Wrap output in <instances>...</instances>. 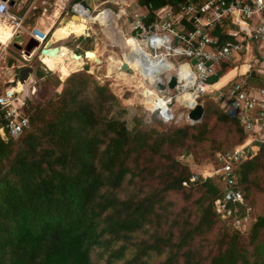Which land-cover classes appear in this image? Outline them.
<instances>
[{
  "label": "trees",
  "instance_id": "16d2710c",
  "mask_svg": "<svg viewBox=\"0 0 264 264\" xmlns=\"http://www.w3.org/2000/svg\"><path fill=\"white\" fill-rule=\"evenodd\" d=\"M186 1L139 0L152 5L151 17ZM85 54L93 60V52ZM35 59L37 80L45 72ZM88 69L69 71L62 91L43 104L29 98L30 124L19 139L0 134V264H99L103 257L106 264H264L263 148L236 168L250 228L241 232L213 207L223 192L212 177L216 153L245 139L221 101L211 96L202 122L165 123L154 113L160 128L130 129L110 114L127 110ZM231 69L224 64L209 83ZM216 117L226 139L213 137ZM189 154L211 166L177 158Z\"/></svg>",
  "mask_w": 264,
  "mask_h": 264
},
{
  "label": "built area",
  "instance_id": "2783aa9c",
  "mask_svg": "<svg viewBox=\"0 0 264 264\" xmlns=\"http://www.w3.org/2000/svg\"><path fill=\"white\" fill-rule=\"evenodd\" d=\"M10 9L9 1L0 0V19H9L13 26V40L27 31L24 21L29 9L17 14H12ZM73 9L81 16L80 9L91 12L79 3L74 4ZM153 13V30L146 31L138 19L136 24L128 25L133 41L129 57L138 72L135 73L126 61L124 52L122 63L128 64L131 72L123 71L121 66L119 71L135 74L141 85L140 94L145 107L157 113L165 123H182L183 120L190 124L198 123L191 120L188 113L197 104L204 105L200 100L203 95L218 88L216 85L220 80L211 84L209 79L216 76L224 64L232 66L228 73L236 71V75L230 77V87L227 91H219L217 99L225 112L243 129L245 139L231 149L216 153L217 167L212 177L219 179L223 192L214 199L213 207L221 219L245 232L252 218L249 207L242 216L244 198L236 184V168L256 156L260 148L264 149V0H187L177 12L165 6ZM138 27L142 28V32L133 36L132 30ZM27 33L38 46L29 51L21 44L20 62L32 67L36 56L42 62L40 51L47 46L48 33L37 28H31ZM12 40L7 46L12 45ZM248 51L253 52L250 59L245 58ZM81 57L82 69L89 65L87 72L95 75V68L92 62L88 64L86 54L81 53ZM173 76L176 86L170 89L168 84ZM96 77L102 83L110 81V86L115 82L116 87H121V97L125 91H135L127 83L124 84V76ZM13 82V79L5 82L7 86L0 91V115L6 121L5 126L0 127V134L5 139H19L30 124V89L24 82L23 90H16L20 81L15 86ZM158 83L165 84L166 90H159ZM143 90H149V94L146 95ZM185 94L191 95L195 102L183 101ZM145 98H149L150 103ZM183 108L186 110L184 114L180 113ZM195 180L196 176H192L191 181ZM184 185L188 183L184 182Z\"/></svg>",
  "mask_w": 264,
  "mask_h": 264
},
{
  "label": "rangeland",
  "instance_id": "374dc122",
  "mask_svg": "<svg viewBox=\"0 0 264 264\" xmlns=\"http://www.w3.org/2000/svg\"><path fill=\"white\" fill-rule=\"evenodd\" d=\"M138 2H139V0H136L134 2V4H133L134 8L130 7L129 9H127L128 14H130V17L134 18V15H133L132 11L134 12L135 9L139 8V6H138L139 3ZM116 9H119V7L117 6ZM122 21H123V19H122ZM93 28H94V30L85 31L86 34H88V33L91 34V37H89V39H88V37L87 38L81 37L82 38L81 39L82 42H80V43H82L84 45V48L86 49L85 52L88 51L87 49L89 47H91V46L92 47L95 46V47H99V48L103 47V48H107L108 50L115 49V51H117V49H119V46L116 47V48H111L110 44H111V42H113V40H111L108 37V35L103 31V29H102L103 27H101V25L98 22L94 23ZM84 30L85 29H83L82 31H84ZM73 34L75 36H78V35H76V33H73ZM12 35L10 34V36H6L5 39H8ZM0 38H1V36H0ZM5 39H2L1 41L4 42ZM2 42H0V43H2ZM8 42L4 43V44L6 45V44H8ZM120 49H121V46H120ZM89 51L93 52L95 57L96 56L98 57L96 59V61L100 60L98 63L95 61L94 57H93V60H91L92 61L91 64L95 68V70L93 69L95 75H90V79H94V81L97 82L98 84H103L102 81L97 79L96 76L97 75L102 76L101 73H104L106 67L102 66L101 68H99V66L101 65L100 64L101 63V58L99 57V55L97 54L96 51H94V50H89ZM245 58H248V59L252 58L251 52L248 51V54H246ZM47 59H48V56H47ZM126 61H127V59H126ZM13 62L16 63V64H20V53H19V50L17 48H15L11 44L9 46L6 45V47H4V46H2L0 44V71H1L2 76L4 77V79H3V77L0 79V91H2L5 86H7V84L4 85V80H9V79H12V77H13V78H15V80L17 78L18 81L23 82V81H26V80L29 79L27 81V83H26V86L30 89V91H32V93H33L32 94V100L34 99L35 103H42L43 104V103L47 102L55 94V92H61L63 87L65 86L68 78H70V76H71V75L70 76H68V75L72 73V72L67 71L63 66L54 65L51 62L50 63L53 64L55 67H53L50 70L45 65V63L43 61H42L43 63L40 62L38 60V57H37V59H35V68H36V66L39 63L38 66H39L40 70H43L45 72V76L43 78H41V79H37L38 80V82H37V80L35 79L36 77H35L34 74L32 75V79L29 78L30 75H27L26 78L24 77L26 75V73L24 72L25 68H23L22 70H17L18 76H14V74L13 75L9 74V70L10 71H13V70H11V69L8 70L7 67L8 66H9V68L12 67L11 64ZM118 62H119V60L116 59V60H114L113 63L116 65ZM87 66L89 67V65H87ZM131 67L134 68V66H131ZM110 70H112L111 67H110ZM134 71L136 73L137 70L134 68ZM81 72H85V71H81ZM15 73H16V70H15ZM122 73L127 75V78L124 77L125 79H128L129 81L130 80L133 81V79L135 77L134 73H129V74H127L126 72H122ZM85 74L89 75L88 73H85ZM235 75H236V71H232L230 76H235ZM56 79L59 80V84H60L57 87L54 86V83L56 82ZM16 82H13L12 85L15 86ZM125 83L128 84V87H130V88L133 87L131 89H135V91H125V95L123 97H121V95H119V93L121 91V90H119V88H121V87H116L115 86V82H114V84L112 86H110V84H111L110 81H106L105 80V85L109 86V88L112 91V93L120 100L121 108H124V109L127 110V112H125V113H123V112L122 113H118L119 112L118 109L115 108L110 113L111 116H115V117H118L120 119L125 120L126 123H127V126L130 129L135 128V126H138L139 128H142V129H150V128H153V127L160 128L159 124L152 119L153 118L152 115L155 112L150 111L149 108L147 109L145 107L144 103H143V97L140 94L142 92V89L139 87L141 85L139 83L138 78H135L132 83H129L127 80H124V84ZM132 84L136 85V87L133 86ZM231 84H232V79L229 78L224 83H222L215 91H213V93H210V94L208 93V94H205V95H203L201 97L200 100L205 103V107H204L205 108V113H206V104H208L209 102H213L212 99H211V96H213V95H214V97L215 96L216 97L220 96L219 91H221V92L227 91V89L230 87ZM33 87H35V88H33ZM22 88L23 87H20V86L17 85V87L15 89L21 91ZM30 97H31V95H30ZM180 113L184 114V113H186V110L183 108V109H181ZM203 119H204V117H203ZM203 119H202V121H203ZM216 119H217V117L212 119L209 122V128L211 130H214L213 137L216 140L226 139L228 137V135H229L228 134L229 131L227 130L226 125L225 126H221V125L218 124V127L216 129V126H217V120ZM183 123H187L186 120H183L181 124H183ZM239 144L240 143H237L235 141L232 142V143H228L226 145L225 149H231V148H233V147H235V146H237ZM210 150L213 151L214 149L210 148ZM213 152L215 153L216 149ZM183 156H185V157L182 158V155H180L177 158L179 160H181V162L189 164L190 166H193V167L194 166H198L200 168H204V167H207V165H209V162L206 163V162L201 161L200 163H197L196 159L191 154L183 155ZM209 166H211V165H209ZM251 224L252 223H251V220H250L248 222V224H247L246 230H248L250 228ZM99 264H106V257L101 258V260L99 261Z\"/></svg>",
  "mask_w": 264,
  "mask_h": 264
},
{
  "label": "crops",
  "instance_id": "0c3cea01",
  "mask_svg": "<svg viewBox=\"0 0 264 264\" xmlns=\"http://www.w3.org/2000/svg\"><path fill=\"white\" fill-rule=\"evenodd\" d=\"M13 1H14V4H13L14 6H11V9H10L12 14L22 13L25 10L29 9L28 15L26 16L25 21H24V26H25V29H27V31L25 30V32H22L21 34L18 35V40L20 41L19 42L20 44H21V40H23L22 46L23 45L29 46V44H34L33 39L31 40V37L29 36V34L27 32L31 28H37V29H40V30L48 33V43H47L46 47H48V46H50L51 48L58 47L59 51H60L63 46H66L69 49V51L72 53V56H73V52L85 53L86 49L84 48V45L82 43H80V42H82L81 37H85V38L88 37V39H89V37H91L90 33H88V34L84 33L85 30L82 31V33H81L82 35L77 34V32L74 30L69 31V32L66 31L65 27L69 25L71 20L75 19L73 17V15L76 13L73 9L74 4H77V3H79L81 5L83 4L85 7H88L92 13L93 12L94 13L98 12L97 14L103 13V12L111 13L112 16H110L108 18V21H110V24H114V25L116 24L115 25L116 29L119 31L121 36L124 37V39L127 38L126 35L130 36V33H129L130 26H128V25L130 23L133 24L134 22H138V21H136L138 19V16H147V17L151 18L152 20L155 19V15H153V17L148 15L150 8H152V5L148 4V3L141 4L140 2H138L139 8L135 9L134 12L132 11L134 18L130 17V14H128L127 9H129L130 7L134 8L133 4L136 0H52V1L51 0H13ZM116 5L119 7V9H116V7H117ZM163 7H165V6H163ZM180 7H181V4L179 6V9H180ZM160 8H162V7H160ZM179 9L177 11H179ZM177 11H175V12H177ZM82 16H84V15H82ZM52 18H53V20H52ZM81 18L82 19H75V20H78V21L79 20H81V21L86 20L84 17H81ZM122 19H123V21H122ZM129 20H132V22H130ZM6 21L9 22V19L8 20L6 19ZM86 21L88 22V20H86ZM88 25L91 27V29L88 28L87 31L94 30V28H93L94 23L88 22ZM100 25H101V27L106 28L105 24H100ZM72 32L76 33V35H78V36H75ZM71 33H72V35H71ZM12 34H13V31L11 32V35ZM66 34H68V36H62V35H66ZM12 36L9 37L8 39H5L6 36H2L0 39L1 40L5 39L4 43H7L8 41L12 40ZM51 40H53V41L51 42ZM110 46H111V48H116L119 46V49H117V51H115V49L108 50L107 48H103V47L99 48V47H95V46L94 47L88 46L89 47L88 49L96 51L97 54L99 55V57L101 58V63H100L101 65L99 66V68H101L102 66L106 67L104 73H101L102 78H103V75H105L107 77L111 76L112 78H115V76L117 78H121L123 75L119 71V67L122 66V64H123L122 63V61H123V55H122L123 48L121 46V49H120V45L115 43L114 41L111 42ZM15 48H17V47H15ZM17 49L19 50V48H17ZM250 52H251V56H252L253 52L252 51H250ZM93 55H94V53H93ZM36 57H38V56H36ZM97 58H98L97 56L96 57L94 56L95 61ZM116 59H118L120 61L115 65L113 62ZM99 61H96V62L98 63ZM91 62H92L91 60H88V64ZM11 65L14 68L13 67L9 68V66L7 67L8 70L9 69L13 70V71L9 70V74H11V75L14 74V76H18L17 70H22L23 68H25V69L30 68L31 71L28 72V74H27V75H30V77H29L30 79H32L33 74L35 75V71H33V67H31L30 65H22L21 62H20V64H16L13 62ZM82 66H83V64L78 66L76 69L82 70ZM110 67L112 68V71H110ZM15 70H16V73H15ZM226 75H224V76H226ZM224 76L220 79V80H222V83H224L228 79V77H224ZM2 77L3 76H2L1 71H0V79ZM12 79L14 80V82L18 81L17 78H16V80H15V78H12ZM9 80H11V79H9ZM9 80H4V83L9 81ZM28 80L23 81V82L27 83ZM18 86L24 88V86H22L20 83H18ZM33 88H35V87H33ZM32 94H33L32 91H30L29 98L32 97ZM30 95H31V97H30Z\"/></svg>",
  "mask_w": 264,
  "mask_h": 264
},
{
  "label": "bare ground",
  "instance_id": "6f19581e",
  "mask_svg": "<svg viewBox=\"0 0 264 264\" xmlns=\"http://www.w3.org/2000/svg\"><path fill=\"white\" fill-rule=\"evenodd\" d=\"M80 12L84 15V16H79V17H75V19H82L81 17H84L86 20H88V22L91 23H100V24H105L106 28H103V31L108 35V37L110 39H112L115 43L119 44L120 46H122L123 48V52L125 54V58L127 59V61L129 62V64L131 66H134V63L132 62L131 58L129 57V52L131 50L130 46L132 45L131 43L133 42L132 39L130 38V36L126 35V39H124V37L121 36V34L119 33V31L116 29V24H110V21H108V18L110 16H112L111 13H107V12H103V13H99L95 12H89L85 9H80ZM52 13V12H51ZM103 14V16H102ZM54 15V14H53ZM57 16V15H56ZM100 16V18H99ZM51 18V17H50ZM71 20L69 25L65 27L66 31L69 32L71 30H75L78 34L82 33V30L85 28V31L89 29H91V27L88 25V22L86 20L81 21V20ZM53 20V18H52ZM57 20V19H56ZM13 31V26L11 23L7 22L6 20L0 19V36H10L11 32ZM84 31V33H85ZM21 38V37H20ZM53 40H51L52 42ZM0 42L1 39H0ZM2 46L6 47V45L4 44V42L0 43ZM131 44V45H130ZM50 62L53 63L54 65H63L65 68H67L69 71H73L75 70L78 66H80L82 64V57H78V58H73L72 53L69 51V49L66 46H63L62 49L59 51V54L55 55V56H50L47 55ZM120 61V60H119ZM45 63V62H44ZM9 65V64H8ZM13 67V66H12ZM135 67V66H134ZM14 68V67H13ZM12 68V69H13ZM138 72V71H136ZM232 71L227 74L224 77H228V79L231 77ZM124 77L127 78V75L124 73H121ZM135 76V75H134ZM13 78V77H12ZM4 79V77H3ZM135 79V77H134ZM133 79V81H134ZM227 79V80H228ZM129 83H132L133 81H129L128 79H126ZM222 84V80L219 81V83L216 86H220ZM23 90V88H22ZM21 90V91H22ZM143 92L148 95L149 94V90H143ZM146 101H148L150 103V99L149 98H145ZM183 101L186 102H195L194 98L189 95V94H185L182 97ZM148 107L152 108V105L148 104Z\"/></svg>",
  "mask_w": 264,
  "mask_h": 264
},
{
  "label": "water",
  "instance_id": "95a60500",
  "mask_svg": "<svg viewBox=\"0 0 264 264\" xmlns=\"http://www.w3.org/2000/svg\"><path fill=\"white\" fill-rule=\"evenodd\" d=\"M2 1H9L10 3V6H14V1L13 0H2ZM83 5V4H82ZM84 6V5H83ZM80 15L78 13H75L73 15V17H79ZM138 20H140L143 24H144V27L146 28V31L148 30H153V27L151 26L152 24V19L147 17V16H138ZM130 22H132V20H129ZM137 22H134V24H136ZM141 33L142 32V28L138 27L134 30H132V35L135 36L137 33ZM20 41L18 40V36L14 37L13 40H12V45H14L15 47L17 48H20L21 47V44L23 42V40H21V44L19 43ZM34 44H29V46H27L28 50L31 51L35 46H38V43L36 41H34ZM59 54V48L58 47H54V48H51V47H43L40 51V56H45V55H50V56H55ZM81 55L76 53V52H73V57L74 58H78L80 57ZM121 69L123 71H128V72H131L130 68L128 67V64L124 63L122 64L121 66ZM30 68H26L24 70V72L26 73V75L24 76L26 78L28 72H30ZM24 80V79H23ZM169 88L170 89H174L175 86H176V78L173 76L168 84ZM157 88L161 91H164L166 90V85L163 84V83H158L157 84ZM205 115V108H204V105L202 104H197L195 108H193L189 113H188V117L195 121V122H201L203 117ZM6 140H10V138H6Z\"/></svg>",
  "mask_w": 264,
  "mask_h": 264
},
{
  "label": "clouds",
  "instance_id": "9594fccd",
  "mask_svg": "<svg viewBox=\"0 0 264 264\" xmlns=\"http://www.w3.org/2000/svg\"><path fill=\"white\" fill-rule=\"evenodd\" d=\"M79 54V53H78ZM84 55H85V53H83ZM80 55H81V53H80Z\"/></svg>",
  "mask_w": 264,
  "mask_h": 264
}]
</instances>
